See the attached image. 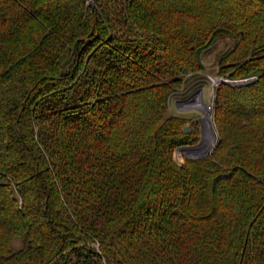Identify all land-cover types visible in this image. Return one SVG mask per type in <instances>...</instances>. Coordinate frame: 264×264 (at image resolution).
Returning a JSON list of instances; mask_svg holds the SVG:
<instances>
[{
  "label": "trees",
  "instance_id": "obj_1",
  "mask_svg": "<svg viewBox=\"0 0 264 264\" xmlns=\"http://www.w3.org/2000/svg\"><path fill=\"white\" fill-rule=\"evenodd\" d=\"M220 40L188 158L171 98ZM65 255L264 264V0H0V264Z\"/></svg>",
  "mask_w": 264,
  "mask_h": 264
},
{
  "label": "rangeland",
  "instance_id": "obj_2",
  "mask_svg": "<svg viewBox=\"0 0 264 264\" xmlns=\"http://www.w3.org/2000/svg\"><path fill=\"white\" fill-rule=\"evenodd\" d=\"M231 44L232 43L229 40H220L203 53L202 59L205 65V70L195 75L188 74L183 89L176 92L171 98L169 108L170 115H179L190 118L200 126V141L198 144L180 149V152L188 158L196 159L207 156V154L213 151L217 143L218 134L214 125L213 113L216 88L222 79L217 75V57ZM211 125L216 134L214 142L212 141V148L204 154L200 152L196 153V151H193L194 148L202 143L205 136H211L208 132ZM185 128H188L186 131L188 132L192 126L191 124H188ZM21 246V239H16L12 244L13 250H18ZM87 255V259L92 260L91 257H89V254ZM73 261L74 259L70 255H65L64 258L58 260V264H73Z\"/></svg>",
  "mask_w": 264,
  "mask_h": 264
},
{
  "label": "bare ground",
  "instance_id": "obj_3",
  "mask_svg": "<svg viewBox=\"0 0 264 264\" xmlns=\"http://www.w3.org/2000/svg\"><path fill=\"white\" fill-rule=\"evenodd\" d=\"M208 132L211 134V136L210 137L208 135H207L208 137L205 136V138L203 139L202 143L199 146L194 148L195 150H197V149L204 150V149L212 148L211 147L212 141L214 142V140L216 138V134H215V132H214V130L212 128V125H211V128H210V130Z\"/></svg>",
  "mask_w": 264,
  "mask_h": 264
},
{
  "label": "water",
  "instance_id": "obj_4",
  "mask_svg": "<svg viewBox=\"0 0 264 264\" xmlns=\"http://www.w3.org/2000/svg\"><path fill=\"white\" fill-rule=\"evenodd\" d=\"M185 72L187 73V70H185ZM188 130V128H185V131H187Z\"/></svg>",
  "mask_w": 264,
  "mask_h": 264
}]
</instances>
